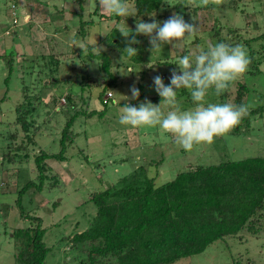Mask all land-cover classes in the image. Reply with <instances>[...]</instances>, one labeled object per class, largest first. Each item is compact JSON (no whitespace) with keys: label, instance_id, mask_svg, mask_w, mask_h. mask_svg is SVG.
Segmentation results:
<instances>
[{"label":"rangeland","instance_id":"rangeland-1","mask_svg":"<svg viewBox=\"0 0 264 264\" xmlns=\"http://www.w3.org/2000/svg\"><path fill=\"white\" fill-rule=\"evenodd\" d=\"M39 1H42L41 4H38V0H30L28 5L26 0H22L23 4L27 3L25 9L23 6L17 10L13 8L15 11L13 15V9H11L13 0H0V95H3L4 91L9 88V95L12 98L10 102L2 104V107L14 109V102L23 99H21L20 92L22 86L33 83V86L38 84L41 89L49 90V94L51 90L56 91L57 95L62 92L69 94V102H78L79 108L83 106L85 109L88 105V111L101 110L104 103L99 100V92L107 82L105 78L107 74L104 75L99 69L101 62L93 64L88 61V58L86 60L83 57L82 59L73 57L69 51L74 48L82 49L80 46L85 47L87 52L89 47L93 51H97L100 47L107 49L104 40L111 30L112 23L107 20H97L93 24H88L87 35L83 38L79 32L80 16L72 12V10L79 11V3L82 0H77L78 2L76 0ZM169 1H171V7L167 11L165 20L179 13L186 22L198 26L197 34L186 38V42L176 48L173 45L164 44L158 52L151 51L149 37L141 34L145 37L143 40L146 45L144 54L148 56L149 61H152L149 63L132 64L127 55L124 56L120 52L121 49L110 50L112 70L115 73L117 71L119 80L104 95L106 98L109 91L114 94L113 99L107 105V111L104 115H94L91 118L86 117V114H80L73 127L80 135L76 137L74 143L69 144L67 154L70 159L60 164L54 161L51 163L53 170L57 169L56 172L59 173L58 181L64 182L65 185L54 186L49 182L43 192L30 190L28 195L23 197L24 205L36 210L37 215L43 219V226L47 228L44 240L51 247V251L46 264H78L80 257L71 247V243H68V236L72 237L90 225L89 220L96 213V206L92 200L93 194L100 189H105L118 177L127 175L141 164L148 166L150 176L158 175L155 182L156 185H161L173 180L178 173L186 170L190 165H210L222 160L264 157V113L262 116L260 113L255 115L250 123L241 127V132L235 133L232 129L225 136L217 137L212 144L196 145L192 151H185L178 146L172 134L164 132L159 126L133 128L120 124L119 116L125 105L131 104L138 107L140 103L147 101L153 104L161 103L162 97L155 91L153 78L159 75L166 85L170 84L172 71L175 69L179 72V66L175 63L182 56L198 53L201 49L206 51L209 45L222 42L221 39L225 40L224 37L228 36L229 28L232 26L239 27L238 34L241 39L264 32V0H223L219 5L221 9L217 7L200 8L199 0H195L190 6H187L189 0ZM86 7L88 8V4ZM100 12L104 13L101 9ZM89 14L86 11V20H89ZM123 18L126 19V17ZM162 20L160 19L159 22L163 23ZM131 23L125 22L126 27L132 26ZM56 26L63 27V30L66 27L71 28V32H68L69 36L65 38L61 33L54 32ZM8 29L17 33L7 35ZM215 29L220 30V38L211 35L215 33ZM46 36H49L51 45L45 41ZM262 42L264 44L261 39L257 45L253 46L260 52L259 59L264 54V48L261 47ZM244 47L249 54L248 47ZM50 49L56 50L54 53L60 55L53 54L42 60L37 59L39 62L36 61V54L41 52L47 54ZM11 52L16 55V62L11 77L5 83L4 80L8 73V68L3 69L8 60L5 53L10 54ZM26 56H29L30 62L32 58H35V63L42 62L43 72L40 73L38 65L35 72L26 74L22 78V71L26 70L29 65ZM45 62L48 64L46 69ZM86 65L89 67L86 68ZM252 66L249 65V67ZM74 67L77 69H72ZM260 69L261 72L255 70L254 73H245L231 83L229 89L220 96L215 95L214 89L211 90L206 97V102L226 103L228 92L231 90L235 93L234 90L238 83L239 85L243 83L250 88L247 96L250 108L264 106V62L260 65ZM50 73L53 74L50 75ZM83 75L92 78L87 88L75 81L77 78L80 81ZM43 76H47V79L43 81L44 84L40 82ZM55 77H60L64 81L54 82ZM133 85L140 91L138 99H131ZM177 100L182 110H191L196 107L186 88L178 90ZM69 102L68 106H64L63 111L54 113L49 121H45L50 118L48 116L38 118L39 123L45 121L44 132L36 138V144L30 146L32 154L40 153L43 148L50 153L60 151L62 129L67 118L75 111ZM161 107L165 113L169 110L166 105H161ZM13 118L15 117L7 116L4 119L5 123L0 124V145L2 147L9 143L10 137L8 136L15 130L14 125L9 124L14 121ZM1 120L2 115L0 114V123ZM9 129L10 132H8ZM30 133L34 134V130ZM2 147H0V161L2 160ZM160 160H162L161 163ZM27 165L30 167L29 172L21 174V178L15 174L16 168L13 170L12 167L4 173L1 182L15 178L14 181L10 179V182L15 184L19 181L20 186H23L29 177L33 178L32 169L36 167L32 159ZM16 189L12 185L9 190L11 193L8 194L2 191L0 185V203H2L0 206L3 205V210H0V264H18V251L12 232L16 228H22L25 222L21 220L19 209H13L10 214L4 211L7 203H16L18 197ZM28 196L32 197L34 202ZM261 214L263 216L260 217L261 224H258L260 228L258 232L256 231L257 233L242 230L239 235L215 241L204 252L190 258H182L174 264H264V212Z\"/></svg>","mask_w":264,"mask_h":264},{"label":"trees","instance_id":"trees-1","mask_svg":"<svg viewBox=\"0 0 264 264\" xmlns=\"http://www.w3.org/2000/svg\"><path fill=\"white\" fill-rule=\"evenodd\" d=\"M28 1L30 0H26V2ZM41 2L38 0V4ZM129 3L134 8L136 15L126 17V19L114 14L106 15L100 12L98 0H82L79 3V11L72 10L80 16L79 32L83 38L87 35L88 24H93L97 20H107L112 23L111 30L106 34L104 40L107 49L100 47L97 51H93L89 47L87 54H84L82 49L76 50L74 48L69 51L73 57L88 58V61L93 64L101 62L99 69L104 75L107 74L105 75L107 82L104 83V87L99 92V100L104 103L101 110L92 109L88 111V105L85 108L87 110L83 106L79 108L78 102H69V94L62 92L57 95L54 90H51V94H49V90L41 89L38 84L33 86V83L22 86L20 92L21 99H23L14 102V109L2 107V104L10 102L12 99L9 95L10 89H6L3 95H0V114L2 115L0 124L5 123L4 119L7 116L15 117L13 118L14 121L9 122L15 127V130L8 136L10 137L9 143L3 147L0 145L3 149L2 162L0 161L2 163L0 164V185L2 191L8 194L11 193L9 190L12 185L17 188L16 203H7L4 211L10 214L13 209H19L21 220L25 222L22 228H16L12 232L18 251V264H46L48 254L51 251V247L44 240L47 228L43 226V219L37 215L36 210L29 209L24 205L23 197L27 196L30 190L43 192L49 182L54 186L65 185L64 182L58 181L59 173L56 172L57 169L53 170L51 163L54 161L60 164L70 159L67 154L69 144L74 143L76 137L80 135L73 128L77 117L80 114H86V117L91 118L94 115H104V112L107 111V105L113 99L114 94L109 91L112 92V96L105 98L104 95L119 80L117 71L115 73L112 70L113 62L110 50L119 48L124 55L122 47H126L125 38L117 28L126 27L125 22H132V26L129 28L134 32L138 20L152 22V20L163 19L164 22L167 11L171 7L169 0H129ZM86 4H88V8ZM26 5L27 3L23 4L22 0H13L11 9L17 10L22 6L25 9ZM199 7L221 9V6L211 3ZM14 9L13 12L10 10L13 15ZM49 10L51 13L50 8ZM86 11L90 13L89 20L85 19ZM54 29V32L61 33L65 38L71 32L69 27L63 30V27L56 26ZM7 31L9 32L7 35L17 33L9 29ZM238 31V26L230 27L228 36L224 37L225 40L222 38V42L233 46L239 44L248 47L251 58L250 66L252 63L254 64L249 67L246 73H254L255 70L261 72L260 65L264 62V54L259 59L258 54L260 52L253 46L257 45L261 39L264 41V32L241 39ZM211 35L220 38V30L215 29V33ZM136 38L140 43L134 44L133 47L138 49V54L135 57H128L129 60L132 64L152 62L144 54L146 45L143 40L145 37L139 35ZM49 40V36H46L45 41L51 45ZM36 44L38 46L37 42ZM261 47L264 48L263 42ZM54 49H50L47 54L44 52L34 54L35 58L37 57L36 61L39 62V59H45L49 55L51 57L53 54L59 56L60 54L54 53L56 51ZM207 49L208 47H206ZM5 54L8 57L3 68L5 70L8 68L4 80L6 83L14 70L16 55L13 52ZM25 58L29 60V56ZM35 58H32L31 62L29 60L26 70L22 71V78L26 74L35 72L38 65L40 73L43 72L41 67L43 63H35ZM44 65L46 69L48 64L45 62ZM85 67L88 68L89 65ZM72 69H77V67ZM87 74L89 75V72ZM82 77L80 81L78 78L73 79L87 88L92 78L89 76L87 78L85 75ZM46 79L47 76H43L40 82L43 83ZM35 80L37 82V79ZM62 81L64 79L60 77L54 79V82L57 83ZM238 85L234 90L235 93L231 90L228 92L227 102L235 105L248 104L247 96L250 88L243 83H240L239 87ZM68 102L75 111L65 121L60 137V151L50 153L43 148L40 153L32 154L30 146L36 144V138L44 132V122L49 121L54 113L63 111L64 106H68ZM258 113L263 115L264 106L250 108L249 114L234 128V132H241V127L250 123L251 119ZM42 116L50 118L39 123L38 118ZM6 123L8 124V122ZM32 130H34V134L30 133ZM22 133L24 134L22 135ZM31 159L36 164V167L32 169L33 175L31 176L33 178L30 179L31 177H29L23 186H20L19 181L13 184L10 182L11 178L7 179L6 182H1L4 173L12 167L13 170L16 168L15 174L18 178H21L24 172H29L30 167L27 164L31 162ZM155 162L161 163L162 160ZM157 177L158 175L150 176L148 166L141 164L127 175L118 177L105 189H100L93 194L92 200L96 206V213L89 220L90 225L82 232H78L72 237L68 236V243H71V247L80 257L77 261L78 264H174L182 258H190L204 252L215 241L229 236H237L242 230L258 232L260 228L258 224H261L260 217L263 216L261 213L264 212L263 156L248 157L242 160H222L210 165H190L186 170L178 173L173 180L161 185H156ZM28 198L34 202L32 197L28 196ZM0 210H3V205L0 206Z\"/></svg>","mask_w":264,"mask_h":264},{"label":"clouds","instance_id":"clouds-1","mask_svg":"<svg viewBox=\"0 0 264 264\" xmlns=\"http://www.w3.org/2000/svg\"><path fill=\"white\" fill-rule=\"evenodd\" d=\"M195 0H189L190 6ZM223 0H199L198 6L222 4ZM100 9L107 14L120 17L135 16L136 12L129 0H98ZM152 15V14H151ZM154 16V15H153ZM125 38L124 56L135 57L138 49L134 44L140 43L137 36L143 34L149 37L152 52H158L164 44L174 48L186 42L197 34L198 26L188 23L179 13H175L162 24L159 21L145 22L138 20L136 28H117ZM84 54L87 49L80 46ZM179 72L172 71L170 84L166 85L161 76L153 78L155 91L162 97L160 104L151 101L140 105H125L120 113L119 122L133 128L157 127L172 134L175 143L185 151H192L194 146L212 144L217 137L225 136L238 126L242 119L249 114L250 105H235L231 102L208 103L206 97L214 89L216 96L229 89L231 83L243 76L249 69L251 58L243 45H230L219 42L209 45L205 51L190 53L178 59L175 63ZM181 88L189 90L196 107L182 110L177 100V92ZM131 99H138L139 89L131 87ZM161 105H166L165 113Z\"/></svg>","mask_w":264,"mask_h":264},{"label":"built area","instance_id":"built-area-1","mask_svg":"<svg viewBox=\"0 0 264 264\" xmlns=\"http://www.w3.org/2000/svg\"><path fill=\"white\" fill-rule=\"evenodd\" d=\"M13 7H14V5H13ZM110 96H112V92H109L107 97H110Z\"/></svg>","mask_w":264,"mask_h":264}]
</instances>
